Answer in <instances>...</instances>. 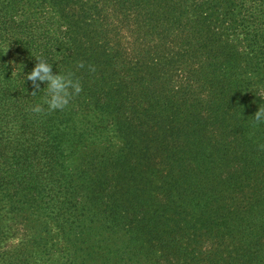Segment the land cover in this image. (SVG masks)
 Returning <instances> with one entry per match:
<instances>
[{
    "label": "trees",
    "instance_id": "obj_1",
    "mask_svg": "<svg viewBox=\"0 0 264 264\" xmlns=\"http://www.w3.org/2000/svg\"><path fill=\"white\" fill-rule=\"evenodd\" d=\"M260 108L264 0H0V264H264Z\"/></svg>",
    "mask_w": 264,
    "mask_h": 264
},
{
    "label": "clouds",
    "instance_id": "obj_2",
    "mask_svg": "<svg viewBox=\"0 0 264 264\" xmlns=\"http://www.w3.org/2000/svg\"><path fill=\"white\" fill-rule=\"evenodd\" d=\"M37 59L38 63L27 74L26 79L32 82L34 89L40 90L41 84L46 83V87L44 88L47 89V98L45 99L47 111L54 112L58 109H65L70 105L72 99L83 91V84L78 78H74L73 73L54 72L53 64L39 57ZM78 67L84 68V62L81 61ZM36 92L34 90L32 93L35 94ZM32 110L36 113L46 111L41 105L34 106ZM254 118L257 122H264V110L260 108Z\"/></svg>",
    "mask_w": 264,
    "mask_h": 264
},
{
    "label": "rangeland",
    "instance_id": "obj_3",
    "mask_svg": "<svg viewBox=\"0 0 264 264\" xmlns=\"http://www.w3.org/2000/svg\"><path fill=\"white\" fill-rule=\"evenodd\" d=\"M46 222V220H34L33 223H41ZM41 246H44L45 248L34 250L29 255V258L31 257V260L35 259V262L32 264H61L68 261L69 258L66 256V252H68V248L66 247L65 241H60L59 239L49 238L46 237L44 240L40 241ZM56 247H60L61 249H57Z\"/></svg>",
    "mask_w": 264,
    "mask_h": 264
}]
</instances>
